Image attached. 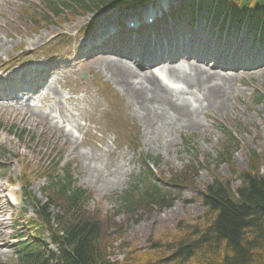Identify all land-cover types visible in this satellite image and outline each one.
Segmentation results:
<instances>
[{"label":"rangeland","instance_id":"rangeland-1","mask_svg":"<svg viewBox=\"0 0 264 264\" xmlns=\"http://www.w3.org/2000/svg\"><path fill=\"white\" fill-rule=\"evenodd\" d=\"M39 5H41L40 0L0 2V29L8 30V25L14 22L16 25L18 23L25 32L26 24L23 18L25 9ZM87 16L92 20L90 15ZM80 17L65 26L72 29L80 22L84 20L86 22L87 18ZM57 26L58 24L54 23L46 28L54 29ZM8 33L0 31V55L3 56L11 55L4 41ZM12 34L14 35L13 32ZM13 35L10 36V40L11 37L15 38ZM49 35H31L29 45L32 48L39 47L41 39L45 42ZM59 54L64 55L66 52L59 51ZM109 55L113 54L109 53ZM111 56L98 58L93 64L94 70L98 72H93L91 76L98 77L103 83L101 95L91 90V95L85 97L84 101L80 94L58 104L62 122L68 123L67 127L79 136L67 135V138L60 139L43 132L41 126L36 125L35 120L19 122L17 118L9 115V111L0 109V127H3V129L0 128V164L2 165L0 173L4 174L0 180V187H6V192L14 193L18 199L16 207L12 209L3 202L4 207L12 212L11 215L9 212L7 214L3 212L4 208L0 209V233L2 234L0 262H14L15 249L10 245L28 236L20 238L21 234L25 235L28 232L23 224L21 227L18 225V229L13 226V218L20 207L18 186L8 187L4 180L20 179L23 182L26 179L29 180L30 188L28 189L31 195L42 202L45 201L41 193L44 180L34 175L36 165L30 167L25 164L28 157L36 161H51L58 153L62 164L71 165L76 184L91 192L92 199L85 208L87 214L102 225L99 239L104 242L107 258L110 261L123 263L130 254L136 253L139 256L143 252L152 253L150 247H153L148 241L151 239L154 241L153 244L160 243L167 233L175 234L176 224L180 221L192 224L190 220L204 216L205 208L200 205L197 192L211 181V175L206 166L221 178L232 181V186L236 187L239 181L234 176L250 168V159L245 150L251 148L264 154V65L257 70L231 74L234 78L225 93L228 96L231 95V100L229 103H224L222 109L205 111L200 101L193 96L188 93L181 94L185 102L191 103L192 115L198 119L200 126L193 128L194 126L187 127L176 123L178 131L173 130L169 140L165 138V129L161 126H159L160 132L154 130L159 136L155 137L154 134L150 137L146 136L145 133H148L149 129L143 126L140 119L139 104L135 103L132 96H127L126 90L122 91L108 80L107 72L104 74L103 70L109 69V61L114 60ZM186 65L185 63L183 66L186 67ZM221 84L222 82L220 87H222ZM107 90L113 96L112 101L109 100ZM113 94L116 95V99ZM121 119L130 124L123 126ZM87 121L91 122L95 133L86 131ZM13 127L17 133H20L21 128L25 129L21 138H16L9 133V129L13 130ZM222 128H224L223 132L227 129L232 137L234 135L236 142L228 144L223 142L225 138L224 133L222 135L221 132ZM185 137L187 143L182 142ZM225 148L231 156L230 163L226 161L217 163L215 159L218 153ZM193 153L197 156L196 160ZM148 155L156 160V162H148L152 170V179L160 178L159 183L164 182L163 186L167 189L163 190L168 192L166 200L170 198L171 204L163 209L141 204L128 212L123 206L120 208L119 202L116 201L117 197L131 179L145 175L146 170L142 160ZM192 161L198 164L195 166L196 174L193 171L191 173L192 186L186 184L183 187L181 183L180 187L176 181H171L172 175L183 178L181 172L185 171L186 166ZM255 164V169L261 172L263 165L261 160ZM147 180L146 178V181H142L146 184ZM23 207L28 215H32L33 207L29 201L23 200Z\"/></svg>","mask_w":264,"mask_h":264},{"label":"trees","instance_id":"trees-1","mask_svg":"<svg viewBox=\"0 0 264 264\" xmlns=\"http://www.w3.org/2000/svg\"><path fill=\"white\" fill-rule=\"evenodd\" d=\"M108 0H88L89 5ZM112 1V0H111ZM252 1V6H250ZM215 10L221 13L231 11L233 20L242 22L244 14L257 21L258 13L264 10V0H217ZM264 22V19H263ZM256 23V22H254ZM256 27V26H255ZM261 38H264V24ZM225 141L235 142L229 132H223ZM221 151L216 162L230 163L229 152ZM229 154V155H228ZM250 168L235 176L240 180L233 188L231 182L214 173L212 180L201 194L204 216L190 220L192 224H176V233H167L162 242L148 241L150 251L136 255L130 254L123 263L110 261L104 252L101 241L102 225L86 212L85 203L89 197L76 187L71 178H55L50 174L47 197L50 204L41 207L45 223L50 224L49 205L56 207L53 215L56 223L52 239L57 244V253L48 252L42 257L40 251L19 257L21 264H264V154L248 152ZM151 157L147 156L148 160ZM261 160L263 172L255 169ZM196 174L194 165L186 166L181 172L183 178L172 175L171 181L192 185V175ZM65 170L64 173H67ZM49 175V174H48ZM182 179V181H181ZM185 179V181L183 180ZM135 199L134 194L124 191L119 206L131 212L138 205L151 203L160 208L164 193L158 183H150ZM128 193V195H127ZM163 201V202H162ZM170 203H166L168 206ZM44 211H46V216ZM162 239V238H160Z\"/></svg>","mask_w":264,"mask_h":264},{"label":"bare ground","instance_id":"bare-ground-1","mask_svg":"<svg viewBox=\"0 0 264 264\" xmlns=\"http://www.w3.org/2000/svg\"><path fill=\"white\" fill-rule=\"evenodd\" d=\"M156 56L160 58L163 55ZM141 60L148 63L143 57ZM108 67L109 78H115L116 72L121 75L123 81L116 78L118 84L123 90H126L127 96H132L134 101L139 104L140 119L143 126L145 125L149 129V132L145 133L146 136L150 137L153 134L155 137L159 136L155 131L160 132L159 126H161L165 129V138L169 140H171L172 131H178L176 123L184 124L187 127L194 126L193 128L200 126L198 119L192 115L193 110L190 109L189 103L180 98L181 94L188 93L193 96L200 101L199 103L203 105L205 111L222 109L224 103H229L231 100V95L225 94L226 89L230 87L232 78H234L231 74H238L209 72V70L192 65L183 70L168 68L163 73L164 79L158 74L149 73L143 75L140 81H132L131 78L138 73L133 67L123 62L113 61L109 62ZM14 79L11 77L9 80ZM221 82L223 88L220 87ZM31 115L37 116L34 111H31ZM166 115L169 117L167 121Z\"/></svg>","mask_w":264,"mask_h":264}]
</instances>
